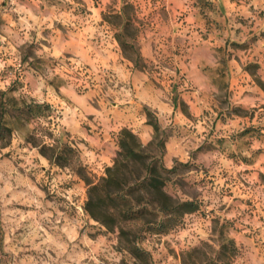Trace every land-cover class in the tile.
Returning a JSON list of instances; mask_svg holds the SVG:
<instances>
[{
    "label": "rangeland",
    "instance_id": "obj_1",
    "mask_svg": "<svg viewBox=\"0 0 264 264\" xmlns=\"http://www.w3.org/2000/svg\"><path fill=\"white\" fill-rule=\"evenodd\" d=\"M0 121L1 264H264V0H0ZM124 127L197 204L148 263L86 209Z\"/></svg>",
    "mask_w": 264,
    "mask_h": 264
},
{
    "label": "trees",
    "instance_id": "obj_2",
    "mask_svg": "<svg viewBox=\"0 0 264 264\" xmlns=\"http://www.w3.org/2000/svg\"><path fill=\"white\" fill-rule=\"evenodd\" d=\"M39 105L42 104L35 102L28 107L32 109ZM159 129V125L155 124V130L158 132ZM5 131H11V127L0 121V137ZM43 135L34 128L28 134V141L37 143V136H40L43 140L41 152L48 154L54 162L66 164L79 155L78 149L71 143H47ZM176 169L177 165L167 168L157 154H151L146 149L132 129L124 127L113 164L106 166L105 173L98 180L87 177L89 197L86 209L108 228L117 229L125 248L148 263L150 252L137 244V233L130 236L133 235L132 226L141 222L144 229L156 225L165 229L185 212L197 207L195 199H176L165 189L166 172ZM203 264L216 263L205 261Z\"/></svg>",
    "mask_w": 264,
    "mask_h": 264
}]
</instances>
